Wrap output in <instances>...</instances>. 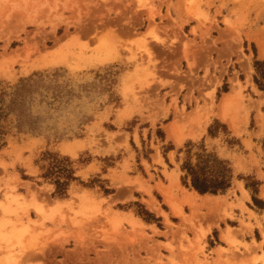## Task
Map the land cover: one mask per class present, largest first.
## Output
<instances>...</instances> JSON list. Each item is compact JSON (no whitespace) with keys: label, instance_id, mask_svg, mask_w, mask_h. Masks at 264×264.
I'll list each match as a JSON object with an SVG mask.
<instances>
[{"label":"rangeland","instance_id":"rangeland-1","mask_svg":"<svg viewBox=\"0 0 264 264\" xmlns=\"http://www.w3.org/2000/svg\"><path fill=\"white\" fill-rule=\"evenodd\" d=\"M263 53L264 0H0V264H264Z\"/></svg>","mask_w":264,"mask_h":264},{"label":"trees","instance_id":"trees-1","mask_svg":"<svg viewBox=\"0 0 264 264\" xmlns=\"http://www.w3.org/2000/svg\"><path fill=\"white\" fill-rule=\"evenodd\" d=\"M259 64L262 65L264 62ZM182 169L185 171L184 180L189 179L190 186L200 194H220L231 187L232 171L227 163L215 155L207 153L204 148H202L201 153L196 154L195 163L189 156L184 162ZM59 173L63 174L60 170ZM65 178L73 179L70 173H67ZM60 179L61 176L58 177L55 184L57 193L62 196L65 194L68 182Z\"/></svg>","mask_w":264,"mask_h":264},{"label":"bare ground","instance_id":"bare-ground-1","mask_svg":"<svg viewBox=\"0 0 264 264\" xmlns=\"http://www.w3.org/2000/svg\"><path fill=\"white\" fill-rule=\"evenodd\" d=\"M260 48H262L261 45H260ZM263 54H264V53H263ZM178 141H179V140H178Z\"/></svg>","mask_w":264,"mask_h":264}]
</instances>
